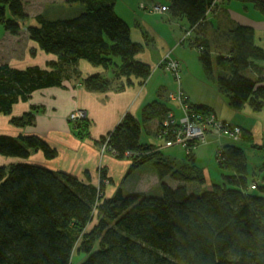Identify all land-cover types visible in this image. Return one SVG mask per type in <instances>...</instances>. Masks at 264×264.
<instances>
[{
    "label": "trees",
    "instance_id": "1",
    "mask_svg": "<svg viewBox=\"0 0 264 264\" xmlns=\"http://www.w3.org/2000/svg\"><path fill=\"white\" fill-rule=\"evenodd\" d=\"M221 1L250 3L264 14V0H140L139 7L166 6L165 13L189 32V44L198 48L206 70L215 73L229 105L262 110L264 47L251 24L218 25L208 18ZM27 16L24 0H0V24L10 33L19 34V20ZM28 32L54 58L48 66L32 63L24 68L0 62V114L11 113L15 103L27 101L34 91L61 87L67 80L81 79L93 91H121L136 82L145 84L151 73L150 65L136 58L143 45L132 38L116 0L51 5L35 15ZM84 59L111 68L112 76L98 72L82 77L78 65ZM162 95L147 102L141 116L147 119L148 107L155 109L152 113L174 131L179 120ZM188 100L193 113H214L223 128L238 126L245 132L247 138L226 134L228 141L215 153L222 182L186 183L159 145L143 140L144 122L130 112L107 131L111 149L121 158L138 152L132 167L154 160L160 179L155 193L119 186L109 195L102 183L28 161L34 150L56 155L57 147L44 137L0 133V154L19 159L10 168L0 165V264H74L77 243L84 252L78 264H264V177L257 184L252 181L243 145L250 140L264 158V142L252 140L243 126L221 119L207 105ZM11 120L23 125L35 117L32 113ZM260 162L264 173V159ZM167 176L177 181L171 183ZM196 176L201 179L199 174L190 178Z\"/></svg>",
    "mask_w": 264,
    "mask_h": 264
},
{
    "label": "crops",
    "instance_id": "2",
    "mask_svg": "<svg viewBox=\"0 0 264 264\" xmlns=\"http://www.w3.org/2000/svg\"><path fill=\"white\" fill-rule=\"evenodd\" d=\"M131 2H135V0H116V11L118 14L125 19V21L128 23V25L131 28V34L132 38H134L135 41L140 42V35L134 34V30L138 29L139 27H143L142 33L143 35L146 34L148 37L150 31L153 32L154 35L160 34L159 36L164 39L166 42H162L165 47L164 49H158V48H151L149 47V44L147 42H140L143 45V49L137 53L136 58L140 61L146 62L149 64L152 69L154 68V65L157 64L162 56L165 55L167 51H165L166 46H169L170 49L174 50V46H177V42H167L165 37V31L167 30H173V38L176 36V38H181L182 34L179 28H183L182 25L177 22L174 18L170 17V14L168 13H151L147 12L143 9L139 10L135 8V3L132 4ZM135 8V9H134ZM143 11V12H140ZM150 17L155 16V18L149 22L145 21L144 17ZM208 18L215 21L213 23H216L218 25H226L229 24V22H238V23H246L251 24L255 28V37L256 40L261 43V45L264 47V14L260 13L254 5L248 3H242L238 1H232L230 3H227L226 1H221L219 6H217V9L212 12L211 14H208ZM147 23V24H145ZM176 28V30L174 29ZM263 31V32H262ZM170 44H173V46H170ZM179 46L176 47V49ZM161 50H164L165 52H162ZM179 58V55L176 56ZM180 59V58H179ZM83 64V67L79 66V69L81 71L82 77H86L90 74L94 73H101L107 76H112V70L111 68H105L101 65H93L84 66L86 62L84 60H80L79 64ZM12 64V62H11ZM188 68V66H186ZM186 69V68H185ZM184 69V70H185ZM187 71V69H186ZM207 71V70H206ZM208 72V71H207ZM209 73V72H208ZM159 74V71H155L154 74L151 76L150 80H148V83L141 87L139 82H136L130 86H128L124 90H108V91H93L88 89L82 82L81 79L76 81L75 79L67 80L64 83V87L68 86L67 88L61 87H46L42 89H38L32 93L30 98L27 101H20L18 103H15L13 105L12 113H23L26 110H29L31 104H43L45 110L44 114L37 117L36 120V128H32L31 126H25L24 130H21L22 128H18L16 125H11L10 118L14 114H4L9 116L7 119L8 126L6 128L7 131H16L19 130V132H22L24 134H32V132L36 134H41L42 137H44L46 140H48L50 143L53 142L55 146L63 145L65 140L68 142V133L65 130H60L58 128L50 129L48 126L41 125L39 121H41V118L43 116H47L49 113L54 114V111L62 110L64 108V111L66 110L68 112L69 109L73 108L74 106H80L87 110L86 114L91 122V119L96 120L97 118L101 117V132L99 135L94 134V138L100 136L101 134H104L105 132L109 131L110 129H113L116 124L121 120L122 116L126 112L133 113L137 115L139 118L143 120V116H141L140 110H142L143 106L147 104V102L154 100L159 94L160 90L156 91L154 94L148 93V88L153 84L155 78ZM211 76V75H210ZM81 77V78H82ZM190 82L189 84L192 85V82L195 83V86L200 87L201 92H206V96L209 95V97L202 96V99H199V97L194 99L192 95H189L190 93L194 96L196 93L191 91L190 88H187L183 82L181 83V86L183 85L184 90L189 95V99L196 104H204L207 105L210 109L216 111L220 117L223 119H227L228 121L240 124L244 127L245 130L248 131L249 135L252 136V140L256 142H264V109L262 110H254L249 104H247L244 108L241 110H234L229 103L227 102V97L225 96V93L219 89L216 80L214 77L210 79L208 78L203 72L192 74L189 76ZM80 84V87L69 89L72 85H78ZM188 82L186 85H188ZM144 87V88H143ZM143 88V89H142ZM147 88V91H146ZM154 88V86H153ZM161 88V87H160ZM63 89V90H62ZM142 89V90H141ZM158 90V89H157ZM163 91V90H162ZM126 93V94H123ZM164 94V93H162ZM85 97V98H84ZM88 98V99H87ZM137 101L139 105L135 107V104L133 102ZM108 102V103H107ZM62 107V108H61ZM134 107L133 111L131 108ZM64 111L62 110L63 114ZM65 111V112H66ZM95 112L98 113L97 117L95 115ZM140 113V114H139ZM0 114V117L1 115ZM19 115V114H15ZM247 116L250 118L247 119ZM246 119V120H245ZM144 122V120H143ZM3 124V123H2ZM4 125V124H3ZM6 126V125H4ZM145 130V129H144ZM11 132V131H10ZM145 134L143 135V140H149L150 134L145 130ZM9 133V132H8ZM17 133V134H18ZM10 134V133H9ZM216 135V136H215ZM210 136V137H209ZM214 138L213 143L208 142L206 143H200L198 147L195 150V156L189 160L190 163H194L195 167H197L193 172L194 174H200L204 176V182L206 184H211L214 182H222L223 181V174L220 166L218 165L217 158H216V148L219 145H222L224 142L228 141V138L224 135H220L217 133H214V135H208L207 138ZM75 137L72 136L70 139V147L68 148V145H63L66 148L69 149V153L73 152V155L71 154V158L69 162H64L62 165L58 166L56 164L49 165L48 163L44 161H40L38 163H41L43 165L52 167L54 169H63L65 171H69L77 176H79L82 179L90 180L93 183H96L95 180L91 179L93 176L96 178V168L102 163L100 154L92 147L90 143H85L79 140L74 139ZM248 140V139H246ZM215 141H218L216 143ZM153 142V141H151ZM155 143V142H154ZM247 145L250 146L252 149L256 148L252 146L251 141L248 140V143L245 144V147L247 148ZM64 147V148H65ZM58 148V147H57ZM65 148V149H66ZM257 149V148H256ZM71 151V152H70ZM262 150L257 149L255 153L260 157V160H263V155L261 153ZM174 157L178 158L176 155V152H173L171 150L170 152ZM168 152H165L164 155L168 156ZM194 155V154H193ZM16 163L19 159H15L14 157H8L0 154V165H4L6 162L12 161ZM52 160L48 159V161ZM105 159H103L104 161ZM248 165L251 169V178L252 179H259V177L263 178V169L260 167V163H256V161H253L251 157L247 156ZM130 163V160H128ZM150 164V163H149ZM148 165L147 163L142 165V168ZM186 165V164H184ZM62 166V167H61ZM260 168V173H256L257 168ZM141 168H138L135 172L136 178L135 180L131 181L129 185H125L124 183L126 181L115 182V177L111 176L108 173V175L112 178L114 182V186L110 189L113 190L111 193H109L110 190L107 191V188H105V192L107 194L112 195L117 187L121 186L122 188L127 191L130 189H135V191H148L149 188L152 185H148V182L154 181L156 183L155 190L158 191L160 188V179L158 178L157 171L154 174L153 172L149 173L147 170L141 169L142 172H139ZM145 169V168H144ZM92 170L94 174L92 175ZM143 171H145L143 173ZM167 180L171 183H175L177 180L173 179L171 176H167ZM129 179V178H128ZM97 180V179H96ZM194 181V180H193ZM141 182V183H140ZM211 182V183H210ZM152 183V182H151ZM158 183V184H157ZM97 184V183H96ZM154 187V186H153ZM154 189V188H153Z\"/></svg>",
    "mask_w": 264,
    "mask_h": 264
},
{
    "label": "rangeland",
    "instance_id": "3",
    "mask_svg": "<svg viewBox=\"0 0 264 264\" xmlns=\"http://www.w3.org/2000/svg\"><path fill=\"white\" fill-rule=\"evenodd\" d=\"M64 1L65 0H24L28 16L26 19L19 20V22L21 24L20 33L14 35V34L10 33L9 31H7L2 24H0V62L1 63H3V62L4 63L5 62L11 63L12 62V65L22 67V68H24V67H26L32 63H39L42 66L43 65L48 66L49 62L52 61L54 56H51L50 54L44 52L39 47V45L37 43H35V41L33 39L30 38L29 32H28V26L35 22V15L37 13L44 11L46 8H49L51 5L62 4ZM139 1L140 0H135V2H131V3L132 4L135 3V8L141 10V8L139 7ZM153 6L154 5L146 4L143 6V10H145L147 12H151V13H162V14L166 12V10L158 12L157 10H154ZM140 12H143V11H140ZM210 14H211V12H210ZM154 18H155V16L144 17L145 21H147L149 23ZM155 20H156V18H155ZM145 24H147V23H145ZM142 29H143V27L141 25V27L134 30V34L140 35V37H141L140 42H147L149 44V47H151V48L164 49L165 45L162 42H166V41L159 36L160 34L154 35L153 32L150 31L151 33H149V35L147 37L146 34L143 35ZM174 29L176 30V28H174ZM179 29H180L181 34H182V37L179 39L176 38V36L173 38V36H174L173 30H171V31L167 30L164 32L167 42H177V46H179V47L176 49L177 46H174L173 47L174 50L173 49L171 50L169 46H166L165 51H167V52L165 53V55L162 56L160 61L154 65L153 69L150 66L151 67V73H150V75H149V77H148V79L144 85H146L148 83V80H150L151 76L154 74L155 71H159V74L155 78L153 84L148 88L149 89L148 91L146 88V91L148 93L150 92L151 94H154L156 91L160 90V93H164V95H162V96L164 99H166V103L169 104L168 107L171 109V115L174 117V119L176 118L177 120L182 122L185 119V115L186 114L188 115L189 110L192 111V107H190V101L188 100L189 95H192L194 97V99L195 98L197 99L198 97H199V99H202L201 95H204V98L209 97V95L206 96V92H201L200 87H197V85L195 86L194 82H192V85L189 84V82H190L189 76L192 74H197V73L203 72L208 78L210 77V79L212 77H214V79H215L216 77H215V73L212 74V73H210V72L208 73L206 71V68L204 67V65L202 64V62L200 60V57H199L200 52H199L198 48L193 47L189 44V42H188L189 39L187 40V38H189L188 36L190 35L189 32H186L183 28H179ZM223 40H224V42H226L225 39H223ZM182 41H184V42H182ZM227 42H228V40H227ZM170 46H173V44H170ZM161 51L165 52L164 50H161ZM178 55H179L180 59L178 57H176ZM84 61L86 62V64H84V66H88L87 64H89V66L94 65V64L92 65V63L86 59H84ZM175 64H178V67L177 66L174 67L173 65H175ZM78 66L83 67V64L81 63V65L79 64ZM186 66H188V68ZM185 68L187 69V71ZM79 71H80V69H79ZM80 73H81V71H80ZM76 81H78V80H76ZM182 82L187 88H190L191 91L196 93V95L194 96L191 93L190 94L188 93L189 94L188 95L187 92L184 90L183 85L181 86ZM187 82H188L189 86L186 85ZM144 85H141V87ZM153 86H154V88H153ZM67 87L65 86L64 88H67ZM75 87L79 88L80 84L72 85L69 89H72ZM123 94H126V93H123ZM133 104H135V107H137L139 105V103L137 101L133 102ZM31 106L32 107H30L29 110H26L23 113H15V114H19V115H15L14 113L11 112V114H14V115L11 116L9 123H11V125H13V126L16 125L18 128H22L21 130H24L26 125L31 126L32 128H36L35 126H38L35 123L37 120V117L46 113V112H44L45 110H43L45 106H43V104L42 105L41 104H38V105L31 104ZM148 108H149L148 112L151 115L147 119L144 118V129L150 134L149 139L151 141L155 142L156 145H159V146H156L158 149L163 150L164 153L165 152L169 153L167 155L170 156L171 159L169 157H167L166 155H165V157L169 160L174 161V163H175L174 171H177L176 172L177 176L184 178L185 179L184 181L186 183L188 182V183H193L196 185L197 183H195V182H200L204 185L205 180H204L203 175H201V179L197 178V176L190 178V176L192 174H194L193 171L197 167H195L194 163L189 164L188 161L192 160L191 159L192 156L193 157L195 156V153H192V152H195V150H196V148H195L196 142H197V145H200L201 142L206 143V144H208V142L213 143L214 140H212V139H214V138H209L210 136L207 138V136L209 134L214 135V133L222 135L221 132L212 130L215 128L214 126H208L209 130H207L206 127H204V135L206 134V136L201 137L200 135H198L197 137H192L190 130H189L190 124H188V122H186V124H185L186 128L185 129L182 130V127L178 126L176 128L177 132L173 133V131H171L167 126H164L166 124V122L165 123L160 122V120H159V118L161 117L160 115L157 116L155 113H152L155 111V109H153V111H151L152 108H150V107H148ZM131 109L133 111H135L134 107H132ZM62 110L64 111V108H62ZM62 110L61 109L58 110V113L56 110V111H54V114L49 113L47 116H43L41 118V121H39V123H41V125L48 126V128H50V129L58 128L60 130H65L66 132H70V133H68V136H67L68 142L65 143L66 142V140H65V142L63 144V145H65V144L68 145V148L70 147L69 141L72 138V136H74L75 137L74 139L85 142V143H90L92 145V147L94 149H96V151L100 154L101 162H104V163L103 164L101 163L96 168V173H95L96 178H94V176H93L91 179L95 180L98 185H101V183H102L101 187H103V191L105 190V188H107V186H108L107 191L110 190L114 186L113 180L109 179L108 176L105 177L106 174L104 173L103 170L106 168L108 170V173L111 176L115 177V179H116L115 182L117 181V182L121 183V180L122 181L124 180V181H126L124 183L126 186L129 185V183L131 181L135 180V178H136L135 172L137 171L138 168H141L143 170H147V171H149V173H151V172H153L154 174L156 173L157 166H156L154 160L147 161V162L142 163L138 166L132 167V163L134 161V158L137 156L138 152L131 151V152L127 153L126 157H123V158L118 157L116 155V153H114V151L111 149V143H110L111 134H110V132H105L104 134H101L100 136H98L96 138L93 137L94 134L99 135L101 130H102L101 126H100L101 125L100 123L102 121L101 117L97 118L96 120L91 119V122H90V120L86 114L87 110L83 107H80V106H78V107L74 106L73 108L69 109L68 112L66 111L67 110L66 109L65 110L66 112L64 111V114H63ZM197 111L202 112V114L204 115L203 109H197ZM140 112H141V110H140ZM32 113H33V116L35 117V120L32 123H30V121H28V122H26V124L21 125V124H17L15 122H13L11 120L14 117H20V116L26 117V116H28V114H32ZM96 114L98 115L97 112H95V115ZM9 115H10V113H9ZM97 115H96V117H97ZM8 118H9V116L7 117V115H4V114L1 115V117H0V133H8L9 132L10 134L16 135L19 130H16V131L10 130L11 132L6 130V128L8 126V122H7ZM220 118L222 119V117H220ZM247 119L249 120L250 118L247 116ZM190 122L192 123L193 121H190ZM2 123L6 126H4ZM198 125L201 128L204 126V125H201V123H199ZM160 126L161 127L164 126L163 129L160 128ZM143 133H144V131H143ZM232 133L234 134L236 132L234 130H232ZM32 134L41 136V134H36L34 132H32ZM177 134H179V136ZM223 135L226 136V134H223ZM227 137H229V136H227ZM242 137L247 138L245 136V132H243L242 134L239 133V138H242ZM169 138H173L176 142L169 144L168 143ZM173 139H171V140H173ZM215 142L218 143V141H215ZM247 143H248V140L244 141L243 145L247 144ZM51 145H53V147H56L53 142H51ZM63 145L57 146L58 152L56 153V155L54 157L46 156L42 150H34L32 152V154L30 155V157L28 158V161H30V162L44 161V162L48 163L49 165L56 164L57 167L62 165L63 161L69 162L70 158H71V154L73 155V152L70 151L71 153H69V149ZM219 146H217L216 151H218ZM256 148L260 149L258 147H256ZM171 150L173 152L177 153L176 156L178 158L174 157L170 153ZM152 151L154 153L156 152L154 149H152ZM255 151H256V149H252L250 146L247 145V148H246L247 156L254 159L253 161H256V162L259 161L260 162L261 161L260 157H259L260 155L258 156L255 153ZM51 158H52V160L48 161V159H51ZM103 159H105V160L103 161ZM128 160H130V163L128 162ZM12 163H14L13 160L6 162L4 165L5 166L7 165L10 168L13 165ZM146 163L148 165H146L145 167L142 168V165H144ZM184 164H186V165H184ZM141 169L139 170V172H142ZM259 169L260 168L258 167L257 171H256L257 174L260 173ZM144 172L145 171H143V173ZM93 174H94V172L92 170V175ZM154 174H152V175H154ZM158 178H159V176H158ZM199 180H201V181H199ZM262 180H263V178H261V177H259V179H252V181L256 182V184H257V181H262ZM148 185L149 186L152 185V186H150L149 191H152L153 193H155L156 183L154 181H150V182H148ZM189 187H191V184H189ZM112 191L113 190H110L109 193H111ZM126 191H127V189H126ZM96 214L99 216V211H98V213L96 212ZM95 220H97V218H95L94 221ZM93 224L94 223H92L90 226H92ZM77 246H78V243H77L76 247ZM76 247H75L74 254H73L74 255L73 256L74 264H78V262L81 259H83V257H84V252H80Z\"/></svg>",
    "mask_w": 264,
    "mask_h": 264
},
{
    "label": "built area",
    "instance_id": "4",
    "mask_svg": "<svg viewBox=\"0 0 264 264\" xmlns=\"http://www.w3.org/2000/svg\"><path fill=\"white\" fill-rule=\"evenodd\" d=\"M144 6V5H142ZM154 10H157L158 12L161 11H165L166 10V6L164 5H159L156 4L153 6ZM174 67H178V64L173 65ZM191 116H190V115ZM190 121H193L192 123ZM183 122V123H182ZM179 121L178 126L182 127V130L186 128L185 124L186 122H188L189 125V130L191 133L192 137H197L198 135H200L201 137L206 136V134L204 135V127H206L207 130H209L208 126H214L215 128L212 129L214 131H220L224 134L227 135H232V130H234L236 133H234L233 135L235 136V138H239V133L242 134L243 131L241 130L240 127H236L234 129L232 128H223V124H222V120H220L214 113L209 112L206 115H203L201 113H193L192 111L189 110L188 115H185V119L183 121ZM182 123V124H181ZM199 123H201V125H204L202 128L198 125ZM188 127V126H187ZM177 130L175 129L173 131V133H176ZM179 136V134H177ZM173 138H169L168 143L172 144L175 143L176 141ZM195 148H197V142L195 143Z\"/></svg>",
    "mask_w": 264,
    "mask_h": 264
}]
</instances>
